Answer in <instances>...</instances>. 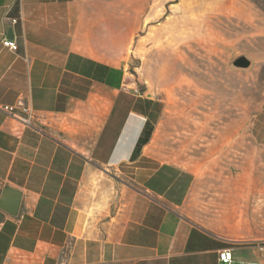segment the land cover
I'll use <instances>...</instances> for the list:
<instances>
[{
    "label": "crops",
    "instance_id": "crops-1",
    "mask_svg": "<svg viewBox=\"0 0 264 264\" xmlns=\"http://www.w3.org/2000/svg\"><path fill=\"white\" fill-rule=\"evenodd\" d=\"M173 1L0 0V106L37 116L0 111V264H264V128L188 157L156 131L190 67L154 35Z\"/></svg>",
    "mask_w": 264,
    "mask_h": 264
},
{
    "label": "rangeland",
    "instance_id": "rangeland-1",
    "mask_svg": "<svg viewBox=\"0 0 264 264\" xmlns=\"http://www.w3.org/2000/svg\"><path fill=\"white\" fill-rule=\"evenodd\" d=\"M181 3L175 0L159 13L154 35L167 38L190 67L186 79L167 98L164 94L156 131L167 135L160 142L168 149L188 157L208 147L210 137L250 131L253 121V131L264 128V0H190L205 9L198 11V5L189 12ZM243 55L253 61L251 69L231 67ZM137 65L136 58L127 83L141 85L132 69Z\"/></svg>",
    "mask_w": 264,
    "mask_h": 264
},
{
    "label": "built area",
    "instance_id": "built-area-1",
    "mask_svg": "<svg viewBox=\"0 0 264 264\" xmlns=\"http://www.w3.org/2000/svg\"><path fill=\"white\" fill-rule=\"evenodd\" d=\"M16 23V20L13 21ZM3 45L13 51L18 50V45L14 41H4ZM0 111H3L6 115L20 120L26 127L33 126L36 120V114L33 109L24 101H19L12 106H0ZM219 264H232L233 255L229 249L222 250L218 256Z\"/></svg>",
    "mask_w": 264,
    "mask_h": 264
},
{
    "label": "water",
    "instance_id": "water-1",
    "mask_svg": "<svg viewBox=\"0 0 264 264\" xmlns=\"http://www.w3.org/2000/svg\"><path fill=\"white\" fill-rule=\"evenodd\" d=\"M253 65V61L246 55L236 58L231 67L236 70H249ZM22 193L13 188L7 187L4 189L0 199V220L3 218V213H8L12 216H17L21 207Z\"/></svg>",
    "mask_w": 264,
    "mask_h": 264
},
{
    "label": "trees",
    "instance_id": "trees-1",
    "mask_svg": "<svg viewBox=\"0 0 264 264\" xmlns=\"http://www.w3.org/2000/svg\"><path fill=\"white\" fill-rule=\"evenodd\" d=\"M145 133H146V134H151V130L147 128V130H145ZM148 137H149V136L147 135L145 138H144V137L141 138V139H140L141 143H142V142H147V141H148ZM140 141H139V146H140Z\"/></svg>",
    "mask_w": 264,
    "mask_h": 264
}]
</instances>
